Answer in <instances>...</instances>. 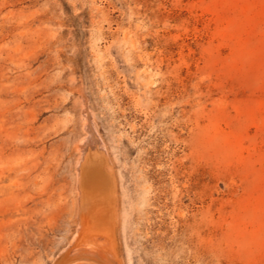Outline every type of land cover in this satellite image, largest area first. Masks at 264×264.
<instances>
[{
  "label": "rangeland",
  "instance_id": "1",
  "mask_svg": "<svg viewBox=\"0 0 264 264\" xmlns=\"http://www.w3.org/2000/svg\"><path fill=\"white\" fill-rule=\"evenodd\" d=\"M61 256L264 264V0H0V264Z\"/></svg>",
  "mask_w": 264,
  "mask_h": 264
},
{
  "label": "bare ground",
  "instance_id": "2",
  "mask_svg": "<svg viewBox=\"0 0 264 264\" xmlns=\"http://www.w3.org/2000/svg\"><path fill=\"white\" fill-rule=\"evenodd\" d=\"M88 118V117H87ZM84 119V118H83ZM86 119V118H85ZM85 119H84V121H85ZM83 121V122H84ZM90 121V120H89ZM86 122V121H85ZM84 122V124H86ZM89 123V122H88ZM92 124V123H91ZM90 124V125H91ZM88 125V124H87ZM92 126V125H91ZM84 128V127H83ZM85 130V129H84ZM88 130H89V128H88ZM93 132V131H92ZM91 135V134H90ZM85 136V135H84ZM84 136H83V138H84ZM92 136H94V135H92ZM82 138V137H81ZM80 138V139H81ZM91 138V137H90ZM99 139V138H98ZM83 140V139H82ZM87 140V139H86ZM93 141L95 140V138L94 139H92ZM101 140V139H100ZM80 142H81V140H80ZM86 143V142H85ZM88 143V142H87ZM90 143H92V141H90ZM89 143V144H90ZM99 143H100V141H99ZM101 143H103L102 142V140H101ZM88 144V145H89ZM91 145H93V143L91 144ZM100 145V144H99ZM99 145H97V146H99ZM90 146V145H89ZM103 146V145H102ZM105 146V145H104ZM81 147H85L84 146V144H83V142H82V146ZM80 147V149H82ZM93 147V146H92ZM94 147H96V144H95V146ZM86 148V147H85ZM84 148V149H85ZM88 149V148H87ZM86 149V150H87ZM95 149V148H94ZM99 149V148H98ZM102 149V148H101ZM104 149V148H103ZM102 149V150H103ZM93 150V149H92ZM97 150V149H96ZM88 151H89V149H88ZM88 151H85V153H87ZM91 153V152H90ZM106 154V153H105ZM92 155V154H91ZM83 156H85V155H83ZM106 156V155H105ZM86 157V156H85ZM79 158V157H78ZM81 158V157H80ZM84 158V157H83ZM92 158V157H91ZM107 158V157H106ZM85 159V158H84ZM86 159L88 160L89 158H87L86 157ZM99 159V158H98ZM104 159V158H103ZM102 159V160H103ZM77 160H79V159H77ZM106 160V159H105ZM81 161H83L82 159H81ZM80 161V162H81ZM85 161V160H84ZM89 161V160H88ZM106 162V161H105ZM102 163H104V162H102ZM106 163H108V162H106ZM106 163H104V164H106ZM109 166V165H108ZM80 167V166H79ZM78 167V168H79ZM111 167V166H110ZM110 167H108V170H109V168ZM107 168V167H106ZM78 170H80L79 171V188H80V190H79V197H80V200H81V197H82V199H83V201L86 199V198H88V196H90L91 194H93V193H95V191H97L98 189H101V188H104L107 184H108V180H107V178H106V176H105V174L103 173V171H102V165H101V162H98V160L97 161H93V162H86V163H84V165L83 166H81V169L79 168ZM107 170V169H106ZM107 170V171H108ZM108 173V172H107ZM110 174V173H109ZM112 174V173H111ZM112 180H113V178H112ZM114 188V187H113ZM105 189V188H104ZM113 190V189H112ZM106 191V190H105ZM115 192V191H114ZM111 193H112V191H111ZM98 194V193H97ZM113 194V193H112ZM100 195H101V193H100ZM111 195V194H110ZM113 196V195H112ZM111 196V197H112ZM110 197V200H112V198ZM82 201V200H81ZM80 201V202H81ZM90 201V200H89ZM114 201V200H113ZM79 202V203H80ZM108 202V201H107ZM82 203H84V202H82ZM82 203H80L79 205H81ZM86 203V202H85ZM89 203H91V202H89ZM92 204V203H91ZM109 204V203H108ZM111 204V203H110ZM114 204V203H113ZM83 206V205H82ZM95 206H96V204H95ZM98 206H99V204H98ZM98 206H96V207H98ZM107 206V205H106ZM78 207V206H77ZM84 207V206H83ZM96 207H94V210H95V208ZM102 207V206H101ZM113 207H114V205H113ZM78 209H79V207H78ZM84 209V208H83ZM97 209V208H96ZM98 209H100L99 207H98ZM97 209V210H98ZM102 209V208H101ZM81 210V209H80ZM116 210V209H115ZM82 211V210H81ZM101 211V210H100ZM100 211L98 210V212L100 213ZM94 212V211H93ZM96 212V211H95ZM103 212V211H102ZM107 213H108V211H107ZM111 213V212H110ZM113 213V212H112ZM96 214H98L97 212L95 213V215ZM109 214V213H108ZM114 214H115V212H114ZM93 215H94V213H93ZM99 215V214H98ZM98 215H96V217L98 216ZM110 215V214H109ZM105 216V215H104ZM83 217V216H82ZM95 217V218H96ZM102 217H103V215H102ZM112 218V217H111ZM115 218V217H114ZM97 219V218H96ZM95 220V219H94ZM94 220L92 219L91 221H93L94 222ZM114 220L115 219H113V222H114ZM78 221V220H77ZM103 221H105V220H103ZM109 221H111V220H109ZM112 222V221H111ZM98 222H96V224H97ZM107 223V222H106ZM106 223H105V225H106ZM78 224V223H77ZM81 224V223H80ZM84 224V223H83ZM86 224V223H85ZM94 224V223H93ZM100 224V223H99ZM102 224H104V223H102ZM109 224V223H108ZM101 225V224H100ZM114 225V224H113ZM77 226V225H76ZM85 226V225H84ZM96 226V225H95ZM99 226V225H98ZM107 226V225H106ZM106 226H104V227H106ZM110 226V225H109ZM81 227V226H80ZM86 227V226H85ZM77 228V227H76ZM84 228V227H83ZM109 229H108V231L110 230V227H108ZM114 228V227H113ZM112 228V230H114ZM78 229V228H77ZM101 230H103V227L102 228H100ZM81 230V232H82V227H81V229L79 228V231ZM107 230V229H106ZM106 230H103V231H106ZM112 230H111V232H112ZM81 232H80V234H81ZM86 232V231H85ZM84 232V233H85ZM78 233V232H77ZM83 233V232H82ZM109 233V232H108ZM108 233H104V234H106V236H107V234ZM113 233V232H112ZM73 234V233H72ZM79 234V235H80ZM91 234V233H90ZM78 235V236H79ZM111 235V234H110ZM109 235V236H110ZM77 236V235H76ZM89 236H91V235H89ZM93 236H94V234H93ZM92 236V237H93ZM97 236V235H96ZM92 237H89L90 238V240L91 239H93ZM104 237V236H103ZM113 237V236H112ZM86 238V237H85ZM88 238V239H89ZM95 238H97V237H95ZM94 238V239H95ZM106 237H104L103 239H105ZM87 239V240H88ZM93 239V240H94ZM107 240L109 239L108 237L106 238ZM114 239V238H113ZM113 239L111 240L110 239V241H113ZM92 240V241H93ZM96 241H97V239H95ZM99 240V239H98ZM84 241H86V240H84ZM100 241V240H99ZM81 242V241H80ZM87 243H88V241H86ZM95 242V241H94ZM94 242H93V244H94ZM79 243V242H78ZM96 243V242H95ZM98 243V242H97ZM102 243H104V242H102ZM116 243V242H115ZM74 244H75V241H74ZM74 244H71L72 246H74ZM80 244V243H79ZM89 244V243H88ZM76 245H77V241H76ZM81 245V244H80ZM90 245V244H89ZM88 245V246H89ZM95 245V244H94ZM79 246V245H78ZM82 246H84V245H82ZM81 246V247H82ZM109 247L108 245H106L105 244V248H107V247ZM114 245H112V247H113ZM84 247H86V246H84ZM111 247V248H112ZM66 248V247H65ZM72 249H73V247H72ZM78 249V248H77ZM80 249V248H79ZM83 249V248H82ZM81 249V250H82ZM113 249V248H112ZM86 251V253H93V254H95V256H90V257H88V255H87V257L88 258H90V259H92L93 261L95 260V259H97V257L100 255V253L99 252H97V251H94V250H92V249H85ZM107 250H109L108 248H107ZM106 250V251H107ZM101 251H104L103 249H101ZM115 251V250H114ZM66 252V251H65ZM72 252V251H71ZM78 252V251H77ZM84 252V251H83ZM95 252V253H94ZM105 252V251H104ZM116 252V251H115ZM72 253H74V252H72ZM71 253V254H72ZM76 253V252H75ZM106 253V252H105ZM111 255H112V250H111V253H110ZM63 255V254H62ZM77 255V254H76ZM97 255V256H96ZM116 255V254H115ZM115 255H113V257L115 256ZM66 256V255H65ZM70 256V255H69ZM118 257V256H117ZM65 257H63V256H61V259L57 262L58 264H63L62 263V261H63V259H64ZM71 258V257H70ZM82 259V258H81ZM85 259V258H84ZM89 259V260H90ZM98 259H99V257H98ZM115 259H117V258H115ZM71 260V259H70ZM91 260V261H92ZM85 261V260H84ZM102 261V263L101 264H110V262H107V260H102V259H100V262ZM87 262V261H86ZM65 263V262H64ZM90 264V263H89Z\"/></svg>",
  "mask_w": 264,
  "mask_h": 264
}]
</instances>
